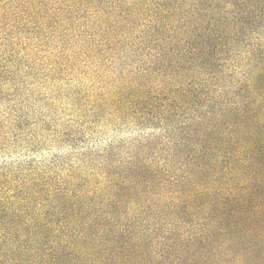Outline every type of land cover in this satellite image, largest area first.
I'll use <instances>...</instances> for the list:
<instances>
[{
    "label": "trees",
    "instance_id": "1",
    "mask_svg": "<svg viewBox=\"0 0 264 264\" xmlns=\"http://www.w3.org/2000/svg\"><path fill=\"white\" fill-rule=\"evenodd\" d=\"M26 79L143 135L0 168V264H264V0H0V99Z\"/></svg>",
    "mask_w": 264,
    "mask_h": 264
},
{
    "label": "rangeland",
    "instance_id": "2",
    "mask_svg": "<svg viewBox=\"0 0 264 264\" xmlns=\"http://www.w3.org/2000/svg\"><path fill=\"white\" fill-rule=\"evenodd\" d=\"M32 84L36 85L30 94L11 97L17 90L10 89L9 99H0V130L8 132L0 134L2 169L35 166L50 170L47 174L54 178L72 168L88 173L93 166L88 161L97 153L115 145L118 155L127 142L143 135L127 123L110 125L89 111H77L63 96L53 99L41 81L26 79L22 87Z\"/></svg>",
    "mask_w": 264,
    "mask_h": 264
}]
</instances>
